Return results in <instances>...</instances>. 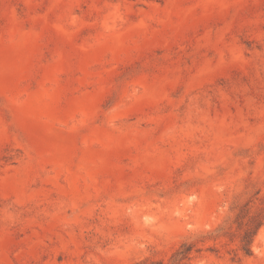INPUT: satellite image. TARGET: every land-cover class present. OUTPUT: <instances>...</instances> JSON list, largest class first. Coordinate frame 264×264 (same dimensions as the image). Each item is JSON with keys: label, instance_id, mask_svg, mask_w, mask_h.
<instances>
[{"label": "rangeland", "instance_id": "1", "mask_svg": "<svg viewBox=\"0 0 264 264\" xmlns=\"http://www.w3.org/2000/svg\"><path fill=\"white\" fill-rule=\"evenodd\" d=\"M0 264H264V0H0Z\"/></svg>", "mask_w": 264, "mask_h": 264}, {"label": "trees", "instance_id": "2", "mask_svg": "<svg viewBox=\"0 0 264 264\" xmlns=\"http://www.w3.org/2000/svg\"><path fill=\"white\" fill-rule=\"evenodd\" d=\"M251 242H252V234H248L244 238V245H243V248H244V251L246 252V254H251V251H250Z\"/></svg>", "mask_w": 264, "mask_h": 264}]
</instances>
